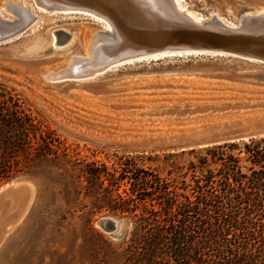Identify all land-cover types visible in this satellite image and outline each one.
Wrapping results in <instances>:
<instances>
[{"label": "rangeland", "instance_id": "obj_1", "mask_svg": "<svg viewBox=\"0 0 264 264\" xmlns=\"http://www.w3.org/2000/svg\"><path fill=\"white\" fill-rule=\"evenodd\" d=\"M22 1L32 4L37 18L0 41V89L17 94L54 130L58 155L29 156L13 177L0 182V187L18 182L25 188L16 206L0 211V264H132L134 217L108 207L121 204L117 194L135 197L134 175L139 184L158 175L182 192L181 180L191 183L192 174L200 173L199 160L210 161L208 149L224 144L249 173L245 144L264 138V63L202 50L122 61L92 76L46 78L71 54H84L87 40L104 23L86 12L46 10ZM181 3L204 17L215 11L230 21L264 9V0ZM60 30L68 35L61 37ZM91 162L109 172L124 169L125 177L118 186L96 182L84 174ZM138 195L146 197L126 202L137 205L136 213L150 203L161 210L158 201ZM108 216L125 221L119 238L99 226Z\"/></svg>", "mask_w": 264, "mask_h": 264}, {"label": "trees", "instance_id": "obj_2", "mask_svg": "<svg viewBox=\"0 0 264 264\" xmlns=\"http://www.w3.org/2000/svg\"><path fill=\"white\" fill-rule=\"evenodd\" d=\"M57 138L17 94L0 89V182L13 177L24 159L58 155ZM251 143L245 144L249 173L241 170L238 157L225 152L232 147L224 144L208 149L210 161L199 160L200 173L192 174L191 183L181 180L182 192L170 189L169 181L158 175L143 184L134 175L130 188L134 198L144 200L148 195L161 210L150 203L138 214L135 203L126 204L134 198L126 200L119 194L121 204L108 207L134 217L132 264H264V138ZM115 172L91 162L84 174L118 186L125 170ZM154 191L159 193L150 196Z\"/></svg>", "mask_w": 264, "mask_h": 264}, {"label": "bare ground", "instance_id": "obj_3", "mask_svg": "<svg viewBox=\"0 0 264 264\" xmlns=\"http://www.w3.org/2000/svg\"><path fill=\"white\" fill-rule=\"evenodd\" d=\"M32 1L46 10L86 12L104 23L87 40L84 54H71L62 69L46 74V78L92 76L122 61L134 62L185 52L196 54L202 50L264 63V9L242 14L236 21H230L215 11L204 17L200 10L194 12L184 6L183 0ZM31 5L22 0L0 3V7L11 14L5 15L0 10V41L19 33L36 20ZM50 44L51 47L56 45L54 35L50 36ZM19 184L9 183L0 190Z\"/></svg>", "mask_w": 264, "mask_h": 264}, {"label": "water", "instance_id": "obj_4", "mask_svg": "<svg viewBox=\"0 0 264 264\" xmlns=\"http://www.w3.org/2000/svg\"><path fill=\"white\" fill-rule=\"evenodd\" d=\"M59 35L65 37L68 34L60 30ZM58 35V37H59ZM25 188L22 184L18 186L5 187L0 190V211L7 209L8 207L16 206L24 196ZM99 226L105 231L110 237L116 239L121 236L124 231L125 221L122 218L113 216L103 217L99 221Z\"/></svg>", "mask_w": 264, "mask_h": 264}]
</instances>
